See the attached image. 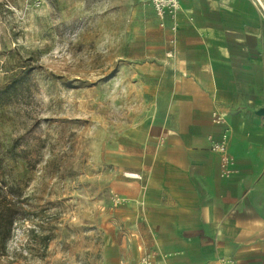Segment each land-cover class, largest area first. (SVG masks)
Here are the masks:
<instances>
[{
    "label": "rangeland",
    "instance_id": "rangeland-1",
    "mask_svg": "<svg viewBox=\"0 0 264 264\" xmlns=\"http://www.w3.org/2000/svg\"><path fill=\"white\" fill-rule=\"evenodd\" d=\"M151 7L0 0V206L9 195L18 211L0 264H106V243L128 234L112 218L141 149L134 67Z\"/></svg>",
    "mask_w": 264,
    "mask_h": 264
},
{
    "label": "crops",
    "instance_id": "crops-1",
    "mask_svg": "<svg viewBox=\"0 0 264 264\" xmlns=\"http://www.w3.org/2000/svg\"><path fill=\"white\" fill-rule=\"evenodd\" d=\"M180 4L164 20L151 4L143 30L141 149L123 160L112 218L128 236L118 231L104 259L136 264L151 251L159 264H264V0ZM222 138L230 177L211 149Z\"/></svg>",
    "mask_w": 264,
    "mask_h": 264
},
{
    "label": "built area",
    "instance_id": "built-area-1",
    "mask_svg": "<svg viewBox=\"0 0 264 264\" xmlns=\"http://www.w3.org/2000/svg\"><path fill=\"white\" fill-rule=\"evenodd\" d=\"M157 16L164 20L167 15L174 17L175 13L180 9V0H150ZM263 15L264 5L261 4ZM211 149L220 155V168L224 177H230L235 169L234 157L229 152L226 140L224 138L216 140L212 143ZM132 177H140L138 173H129ZM136 264H159L151 251H145Z\"/></svg>",
    "mask_w": 264,
    "mask_h": 264
},
{
    "label": "trees",
    "instance_id": "trees-1",
    "mask_svg": "<svg viewBox=\"0 0 264 264\" xmlns=\"http://www.w3.org/2000/svg\"><path fill=\"white\" fill-rule=\"evenodd\" d=\"M0 189V193H1ZM9 195H4L2 198L3 207L0 206V238L1 245H5V242L12 235L13 224L18 220V211L16 206L11 205Z\"/></svg>",
    "mask_w": 264,
    "mask_h": 264
}]
</instances>
